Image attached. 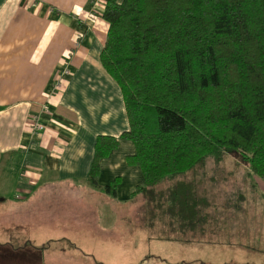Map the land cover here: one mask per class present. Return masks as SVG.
<instances>
[{
  "label": "crops",
  "instance_id": "1",
  "mask_svg": "<svg viewBox=\"0 0 264 264\" xmlns=\"http://www.w3.org/2000/svg\"><path fill=\"white\" fill-rule=\"evenodd\" d=\"M105 1L0 0V264H128V253L98 245L148 236L141 199L129 197L142 177L126 163L132 144L119 139L128 128L121 94L99 64ZM97 137L116 141L97 163L99 189L86 182ZM114 181L113 197L101 191ZM246 186L248 194L221 188L219 203L207 198L208 220L190 241L214 252L189 264H264V180ZM40 187L62 199L81 191L89 201H65L45 222L20 223L6 195L29 198ZM22 241L35 245L25 255Z\"/></svg>",
  "mask_w": 264,
  "mask_h": 264
},
{
  "label": "trees",
  "instance_id": "2",
  "mask_svg": "<svg viewBox=\"0 0 264 264\" xmlns=\"http://www.w3.org/2000/svg\"><path fill=\"white\" fill-rule=\"evenodd\" d=\"M99 64L117 85L145 227L201 234L207 161L241 157L264 180V0H106ZM116 146L97 137L86 179ZM116 181L101 188L113 197Z\"/></svg>",
  "mask_w": 264,
  "mask_h": 264
},
{
  "label": "rangeland",
  "instance_id": "3",
  "mask_svg": "<svg viewBox=\"0 0 264 264\" xmlns=\"http://www.w3.org/2000/svg\"><path fill=\"white\" fill-rule=\"evenodd\" d=\"M219 167H223L225 170L221 171ZM226 171L233 172V175H228ZM203 174L204 179L199 190L209 200L213 199L214 204L221 201V188H228L230 192L240 190V192L248 194L249 191L246 184L254 177L251 175L247 163L241 157L233 154L224 156L222 163L219 165H214L212 161H207ZM50 191L40 187L29 198L22 195L18 196V194H11L6 195V199L11 206L19 208L15 216L22 224L28 220H34L33 218L40 221L44 220V222L45 220H49L47 216L51 212L50 207L54 209L56 204H62L65 201L69 204H86L89 201L88 197L81 191L79 195H70L69 197L64 195V200L60 196H53L48 193ZM0 209L6 208L0 207ZM51 214L53 215V212ZM1 218L3 217L0 216ZM40 230H42V234H51L52 232V229L48 227ZM133 231L136 234V230ZM147 233L148 236L143 235L141 237L138 231L136 235L132 236L133 240L129 246L128 239L126 240L124 237H116L115 239H111L110 244L104 245L100 243L98 246L102 252L109 254L118 252L128 253V264H189L190 259H193L194 255L200 257L204 256L205 253L210 254L214 252L212 247H205L199 243H191V235L174 237V234L166 233L162 226L152 228ZM42 240V237H38L36 244L38 247L42 244ZM19 245L24 250V255L31 250L29 248H34L35 246L32 243L23 241ZM91 246L94 245H87L86 250L91 251ZM40 252L41 250L39 249L38 254ZM83 261L94 264L91 260ZM15 263L14 261L11 262V264ZM20 264H24V261Z\"/></svg>",
  "mask_w": 264,
  "mask_h": 264
},
{
  "label": "built area",
  "instance_id": "4",
  "mask_svg": "<svg viewBox=\"0 0 264 264\" xmlns=\"http://www.w3.org/2000/svg\"><path fill=\"white\" fill-rule=\"evenodd\" d=\"M37 129L40 130L41 129L40 126H37Z\"/></svg>",
  "mask_w": 264,
  "mask_h": 264
}]
</instances>
